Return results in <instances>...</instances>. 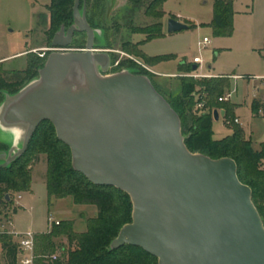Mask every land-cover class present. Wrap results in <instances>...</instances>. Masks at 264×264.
<instances>
[{
  "label": "water",
  "instance_id": "1",
  "mask_svg": "<svg viewBox=\"0 0 264 264\" xmlns=\"http://www.w3.org/2000/svg\"><path fill=\"white\" fill-rule=\"evenodd\" d=\"M189 27L166 22L168 33ZM76 33H85V47H71ZM97 36L103 31L90 25L86 0H74L73 22L55 33L38 75L3 92L0 167L20 158L48 120L75 170L131 198L132 221L111 250L140 246L159 264H264V220L237 162L192 151L180 115L151 78L133 68L110 72L113 50L97 47Z\"/></svg>",
  "mask_w": 264,
  "mask_h": 264
},
{
  "label": "trees",
  "instance_id": "2",
  "mask_svg": "<svg viewBox=\"0 0 264 264\" xmlns=\"http://www.w3.org/2000/svg\"><path fill=\"white\" fill-rule=\"evenodd\" d=\"M165 1L152 0L146 7V14L158 20L163 18L164 12L160 7ZM83 2L84 0H81V7ZM129 2L135 7L143 4L142 0H129ZM86 3L90 25L103 31L104 39L96 37L97 47L113 48L107 36L108 27L105 25V22L112 21L107 0H86ZM232 3L233 0H215L211 25L218 35L230 34L233 30ZM73 6L74 0L50 1L48 5L50 26L47 30L50 38L54 37L63 24L66 27L72 24ZM131 32L145 34L144 42L165 35L161 21L144 27H133ZM140 44L141 42L132 43L127 40L123 42L122 47L127 50L130 47L135 49L139 48ZM79 45L83 46L84 43H79ZM140 51L138 49L136 55L151 66L167 58V56L149 58L143 51ZM30 54L31 51L27 53L29 56ZM40 60L31 56L28 57L24 68L6 71L14 77L10 82L4 81L3 72L0 70V103L4 98V90L15 93L38 75L39 68L44 64V61ZM116 60L117 57L112 55V62ZM134 64L139 67V72L148 75L157 90L167 97L166 92L162 91L159 84L152 79L156 74L136 62ZM193 65L194 63L188 65L183 62L180 73L192 71ZM175 77L180 81L178 92L176 94L169 92L168 94L173 99H166L181 117L186 144L192 151L202 152L213 158H233L238 165V176L243 183L252 188L253 201L264 220V142L259 149H256L252 138L247 136L243 127L239 125L234 127L230 135L220 139L213 138V110L224 104L219 101V97L224 93L225 88L231 85L230 79L227 77L197 79L181 75ZM203 96L206 104L202 109H198L196 108L197 103ZM232 116L233 113L228 110L226 118ZM5 148L7 145L0 142V149ZM41 154H45L47 160L46 183L49 197L58 199L70 197L73 203L78 205H96L98 212L95 216L87 218L86 227L82 231L75 229L73 219H68L62 220L61 224L55 226L51 232L39 233L37 236L39 251H56L57 238L66 237L70 248L67 249L64 245L61 247L64 249V255H68V259L62 264H159L157 257L140 246L125 244L117 249H110L111 242L117 237L120 229L132 221L131 198L125 191L114 186L97 185L83 173L75 170L72 166L70 147L57 137L54 125L48 120L43 121L37 127L27 151L20 158L6 167H0V224L2 214H5V217L9 214L7 209L13 202L12 193L30 190L31 164ZM15 211L16 208L12 210V212ZM3 253L8 261L7 264H17V243L13 241L10 234L0 232V255Z\"/></svg>",
  "mask_w": 264,
  "mask_h": 264
},
{
  "label": "rangeland",
  "instance_id": "3",
  "mask_svg": "<svg viewBox=\"0 0 264 264\" xmlns=\"http://www.w3.org/2000/svg\"><path fill=\"white\" fill-rule=\"evenodd\" d=\"M50 1L0 0V58L20 51L26 50L27 53L31 51L30 56L26 53L24 56L10 58L0 64L5 82L14 79L12 74L6 71L24 68L28 57L31 56L45 62L52 51L53 37L50 38L47 35L50 26L48 10ZM142 1L141 6L135 7L129 0H112L109 10L112 21L105 22V25L108 27L107 36L113 47L111 53L113 57H117V60L112 62L110 72L124 68L139 69L135 66V62L138 65L141 62L151 67L143 58L136 55L138 49L149 58L167 56L151 68L157 72L152 79L159 84L162 91L166 92V98L171 100L173 98L168 93L178 92L180 81L175 76L181 74V64L183 62L192 64L194 56H200L203 59L199 69L206 73L248 75L264 72V0H233V30L225 35L216 34L211 25L215 0H166L160 7L164 12L160 20L148 16L145 12L152 0ZM170 17L192 26L173 33L165 32L164 36L145 42V34L131 32L133 27H144L157 21L163 23L164 31H166V22ZM204 37H208L211 42L208 46L201 47L199 42ZM127 40L132 43L141 42V44L139 48L130 47L127 50L122 47L123 42ZM85 41L84 34L76 35L72 47L82 48L85 45L82 46L79 43H85ZM234 80L231 78V81ZM244 81L247 82V79L239 80V84L241 85ZM228 88H230L229 85L224 92ZM249 103L250 101L247 100L246 108L238 109L236 113L245 115L249 112ZM237 125L228 123L227 118L222 116L213 123L215 137L230 133ZM39 157L31 164L30 190L12 193L13 202L7 209L9 214L7 217L2 214L1 221L7 226V220L12 219L17 231H31L39 234L49 229L48 217L53 215L60 220L73 219L75 229L82 231L86 227L87 218L97 214V206L78 205L73 203L70 197L50 198L46 183L47 160L39 161ZM18 195L22 197L18 198ZM15 199L19 200L21 206L16 205ZM15 208L17 210L12 212ZM12 239L16 242L15 238L12 237ZM56 241V251L62 252L63 245L67 249L70 248L66 237H58ZM7 262L4 253L0 255V264H7Z\"/></svg>",
  "mask_w": 264,
  "mask_h": 264
},
{
  "label": "built area",
  "instance_id": "4",
  "mask_svg": "<svg viewBox=\"0 0 264 264\" xmlns=\"http://www.w3.org/2000/svg\"><path fill=\"white\" fill-rule=\"evenodd\" d=\"M211 40L208 37H204L202 41L199 42L201 47H206L210 44ZM193 63L198 64V68L196 70H192L187 73H181V76H188L194 78H211V77H232L235 79H247L253 82H256L257 85L253 87L254 95H256L260 89H264V75H212L210 73L203 72L199 69V66L203 63V59L200 56H195L193 58ZM145 69L157 74L151 67L144 63H139ZM236 93V89H227L220 97V102H228L232 100L234 94ZM206 104L205 97H201L197 103L196 108L202 109ZM227 122L230 124H241L239 117H229L227 118ZM18 198H21V195H18ZM16 200V199H15ZM19 204V200H16V205ZM49 229L48 232L52 231L55 226L61 224L59 218L49 215ZM7 226L4 222L1 221L0 224V232H5L10 234L13 238L16 239V243L18 245V256H17V264H62L63 261L68 259V255H64V249L60 251L54 252H43L38 250V233H34L31 231L27 232H19L15 228L11 227L10 219L7 220Z\"/></svg>",
  "mask_w": 264,
  "mask_h": 264
},
{
  "label": "crops",
  "instance_id": "5",
  "mask_svg": "<svg viewBox=\"0 0 264 264\" xmlns=\"http://www.w3.org/2000/svg\"><path fill=\"white\" fill-rule=\"evenodd\" d=\"M165 32L168 33L167 29ZM29 52H30V50H29ZM26 53H27V51L25 50V51H20V52H17L15 54H12L9 56L1 57L0 62L5 63V61H7V59L14 58L17 56H24ZM192 63H193V61H192ZM194 65H198V64L194 63ZM151 67H153V66H151ZM162 74L174 75L173 73H162ZM210 74H212V75H226V74H213V73H210ZM230 75H244V74H237L236 73V74H230ZM248 75H264V72L257 73V74H248ZM231 78L230 77L228 78V79H230V82H231L230 88H228V89H236V93L234 94L232 100H230L228 102H224L225 105L222 104L219 107H217L216 109H214L213 114H214L215 110H218L219 111V119L222 116L226 118L228 110L229 111L231 110V112L233 113L232 117H239L241 124H238V125H241V127H243L246 135L250 136L252 138L254 147L256 149H259L260 145L264 142V89H260V91L256 95H254L253 87L255 85H257L256 82H253L251 80H247V82L244 81V83H242L240 85L239 80H243V79L233 78L235 80L231 81ZM247 100L250 101L249 112H247L245 115H238L236 113V110L246 108V101ZM215 120H216L215 117H213V123ZM213 123H212V131H213V138L214 139L223 138L227 135H230L233 132V130H232L228 134L221 135L220 137H215L214 130H213ZM218 133H220V132H218ZM258 145H259V147H258ZM39 158H40L39 161H43V159L46 160V157L43 154H41ZM32 172H33V170H32ZM19 206H21L20 202H19ZM10 221L12 223L11 227L15 228L13 220L10 219ZM82 230H84V229H82Z\"/></svg>",
  "mask_w": 264,
  "mask_h": 264
},
{
  "label": "flooded vegetation",
  "instance_id": "6",
  "mask_svg": "<svg viewBox=\"0 0 264 264\" xmlns=\"http://www.w3.org/2000/svg\"><path fill=\"white\" fill-rule=\"evenodd\" d=\"M79 34H84L85 35V33H76L75 34V36H74V38L76 37V35H79ZM86 36V35H85ZM73 42H74V39H73ZM73 42H72V44H73ZM72 44H71V47H72ZM86 44V41H85V43H84V45ZM85 47V46H84ZM72 48H76V49H78L79 47H72ZM83 48V47H82Z\"/></svg>",
  "mask_w": 264,
  "mask_h": 264
}]
</instances>
